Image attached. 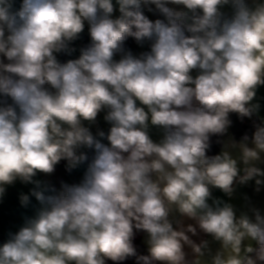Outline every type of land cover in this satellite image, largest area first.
<instances>
[{"label": "clouds", "instance_id": "1", "mask_svg": "<svg viewBox=\"0 0 264 264\" xmlns=\"http://www.w3.org/2000/svg\"><path fill=\"white\" fill-rule=\"evenodd\" d=\"M261 88L264 0H0V264H264Z\"/></svg>", "mask_w": 264, "mask_h": 264}, {"label": "crops", "instance_id": "2", "mask_svg": "<svg viewBox=\"0 0 264 264\" xmlns=\"http://www.w3.org/2000/svg\"><path fill=\"white\" fill-rule=\"evenodd\" d=\"M133 51L138 52L139 49L135 43L130 46ZM260 103L262 105L261 115L264 116V88H261L259 93ZM101 126L107 127L103 124L101 120ZM82 175V170L74 171L72 173H67L64 170L63 164L58 166L56 173L51 177H41L52 184H55L57 187L61 182L74 183L78 182ZM31 186H24L17 183L14 187L10 188L6 197L3 201H0V241H2L9 231H15L23 222L25 216L31 215L33 213V208L24 209L21 208L18 201V195L20 192L27 193ZM247 194L252 197L253 201L261 207H264V192L260 194H255L250 187L241 188L239 190L238 196ZM237 203H240V200H237ZM36 202L33 198V205Z\"/></svg>", "mask_w": 264, "mask_h": 264}, {"label": "trees", "instance_id": "3", "mask_svg": "<svg viewBox=\"0 0 264 264\" xmlns=\"http://www.w3.org/2000/svg\"><path fill=\"white\" fill-rule=\"evenodd\" d=\"M133 43H134V42H133L132 40H129V41H128V46L130 47L131 45H133ZM233 119H234V121H235L236 118L233 117ZM234 130L237 131L238 134H239L240 131L243 130V128L240 126V124H239L238 121L236 122V128H235ZM137 244H138V245H141V248L143 247V245L141 244V241H140L139 238L137 239ZM128 264H132V262L129 261Z\"/></svg>", "mask_w": 264, "mask_h": 264}, {"label": "built area", "instance_id": "4", "mask_svg": "<svg viewBox=\"0 0 264 264\" xmlns=\"http://www.w3.org/2000/svg\"><path fill=\"white\" fill-rule=\"evenodd\" d=\"M86 41H87V35H86V33H85V35H84V37H83V40L80 41V42H77V43L79 44V43L86 42Z\"/></svg>", "mask_w": 264, "mask_h": 264}]
</instances>
